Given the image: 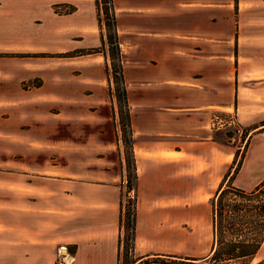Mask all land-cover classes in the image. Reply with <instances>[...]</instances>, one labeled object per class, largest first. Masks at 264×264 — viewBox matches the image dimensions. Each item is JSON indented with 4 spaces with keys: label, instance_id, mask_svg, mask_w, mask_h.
<instances>
[{
    "label": "crops",
    "instance_id": "1",
    "mask_svg": "<svg viewBox=\"0 0 264 264\" xmlns=\"http://www.w3.org/2000/svg\"><path fill=\"white\" fill-rule=\"evenodd\" d=\"M74 2L75 11L54 13ZM87 2L0 0V17L17 19L5 30L15 44L0 43V256L13 252L17 264H54L61 245L74 246L72 264H116L121 250L124 175L101 111L104 58L79 51L90 34ZM233 2L112 0L137 260L195 241L184 225L211 236L209 199L223 179L243 189L264 179L263 145L251 146L264 133V76L249 85L239 73ZM229 114L244 129L241 151Z\"/></svg>",
    "mask_w": 264,
    "mask_h": 264
},
{
    "label": "rangeland",
    "instance_id": "2",
    "mask_svg": "<svg viewBox=\"0 0 264 264\" xmlns=\"http://www.w3.org/2000/svg\"><path fill=\"white\" fill-rule=\"evenodd\" d=\"M110 3V4H109ZM77 2H74L73 6L69 7L68 10L61 13V10L54 9V13L66 14L71 13L77 9ZM80 6V5H77ZM112 0H88L87 6L83 9L84 15L89 20V38L88 44L85 46L86 49H81L82 53L92 54V56L102 55L104 58L105 72H106V103L101 107V111L109 115L110 119L107 121L105 130L106 134L112 137V140H116V152L112 153V158L116 160L118 155L119 159L117 164L114 166L120 172L122 171L124 178L120 182V241L124 240L126 232L124 230V223L127 220L126 213L132 212L133 210V198L134 192L132 189L127 190V180L130 178L132 173L131 161L129 156L128 147V118H124L126 111V103L122 101L119 94V88L123 85L121 80L118 78L117 73H114L115 59L112 55V46L110 44L112 36V27L110 25L108 11L111 10ZM233 19H234V53L238 55V68L239 73L243 74L245 79L250 81L249 85L255 84L261 76H264V0H234L233 2ZM17 19L9 17L2 19L0 17V43H13L17 41V35L15 33L5 32V30H16ZM92 33V34H91ZM80 37V35H79ZM88 37V36H86ZM87 41V40H86ZM16 51V49H11ZM76 52V51H75ZM7 54L6 50L0 49V55ZM123 103V104H122ZM234 102V107H235ZM1 106V103H0ZM219 115V114H218ZM234 114H229L226 118L229 125V133L233 137L231 142L233 147L241 151L244 148V129L240 128L234 120ZM124 139V140H123ZM263 145L264 148V133L257 134L252 138V148ZM239 154V153H238ZM122 159V160H121ZM132 180V178H131ZM129 180V181H131ZM129 184H131L129 182ZM130 219L131 216H128ZM185 232L192 229L196 231L197 238L192 243H188L184 240V247L176 255H182L181 251L185 253L188 250L190 244L197 247L206 253L210 245L211 236H206L203 225L187 227L184 225ZM187 233V232H186ZM67 250V246L64 245ZM123 246L121 247V249ZM68 251V250H67ZM71 256L73 254L68 253ZM123 255V254H122ZM73 257V256H72ZM151 257V256H149ZM149 259L146 257V260ZM61 259V256L56 254L54 264H72L73 260ZM264 260V241L261 244L255 257L252 259L250 264H261ZM18 259L15 257L13 252L5 250L3 255L0 256V264H17ZM145 261V258L137 260L131 254V261L122 256L118 264H140Z\"/></svg>",
    "mask_w": 264,
    "mask_h": 264
},
{
    "label": "trees",
    "instance_id": "3",
    "mask_svg": "<svg viewBox=\"0 0 264 264\" xmlns=\"http://www.w3.org/2000/svg\"><path fill=\"white\" fill-rule=\"evenodd\" d=\"M108 16L112 27L113 16L110 9ZM110 39V44H113L111 51L115 59L114 73H117L121 80L114 31ZM119 94L124 103L123 85L119 88ZM124 116L127 120V115L124 114ZM127 140L130 148V136ZM129 156L132 173L126 181L127 190H134L135 172L130 151ZM134 200L135 198H133L132 212L126 213L127 220L124 223L126 235L122 244L118 238V245L121 244L123 248L118 253L116 264L122 256L131 261L134 237ZM209 204L211 241L204 255L198 257L176 254L151 255V257L145 256V261L140 264H249L264 241V179L250 189L240 188L233 185L230 180L225 182L223 179L209 199ZM128 216L131 218L129 219ZM67 250L73 254L74 246H67ZM146 257L149 259L146 260ZM261 264H264V260Z\"/></svg>",
    "mask_w": 264,
    "mask_h": 264
},
{
    "label": "built area",
    "instance_id": "4",
    "mask_svg": "<svg viewBox=\"0 0 264 264\" xmlns=\"http://www.w3.org/2000/svg\"><path fill=\"white\" fill-rule=\"evenodd\" d=\"M125 114H126V111H125ZM211 126L212 127H215L217 125V123L221 122L220 121V118L217 116V115H214L212 116L211 118ZM230 124V123H229ZM128 128V127H127ZM57 255L58 256H61V259L64 260V259H69L71 260V255L68 254L67 250H66V247L64 245H61L58 247L57 249ZM68 260V261H69Z\"/></svg>",
    "mask_w": 264,
    "mask_h": 264
},
{
    "label": "bare ground",
    "instance_id": "5",
    "mask_svg": "<svg viewBox=\"0 0 264 264\" xmlns=\"http://www.w3.org/2000/svg\"><path fill=\"white\" fill-rule=\"evenodd\" d=\"M71 259L73 260L74 258L71 256Z\"/></svg>",
    "mask_w": 264,
    "mask_h": 264
}]
</instances>
